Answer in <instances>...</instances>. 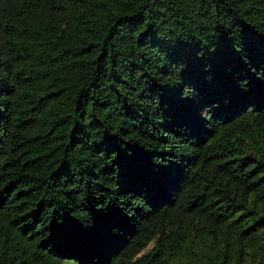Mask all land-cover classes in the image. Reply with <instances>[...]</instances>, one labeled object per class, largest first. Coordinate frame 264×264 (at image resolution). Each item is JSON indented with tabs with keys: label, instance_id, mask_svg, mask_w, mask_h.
<instances>
[{
	"label": "trees",
	"instance_id": "obj_1",
	"mask_svg": "<svg viewBox=\"0 0 264 264\" xmlns=\"http://www.w3.org/2000/svg\"><path fill=\"white\" fill-rule=\"evenodd\" d=\"M0 264H264V0H0Z\"/></svg>",
	"mask_w": 264,
	"mask_h": 264
}]
</instances>
